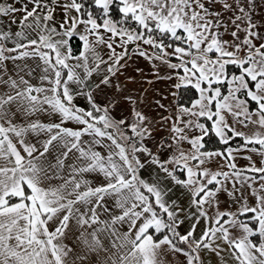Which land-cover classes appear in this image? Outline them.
Listing matches in <instances>:
<instances>
[{
	"label": "snow or ice",
	"instance_id": "obj_1",
	"mask_svg": "<svg viewBox=\"0 0 264 264\" xmlns=\"http://www.w3.org/2000/svg\"><path fill=\"white\" fill-rule=\"evenodd\" d=\"M255 7L256 0L0 4V16L19 25L16 31L0 27V264H93L90 257L95 264H165L164 246L183 254L186 264H204L202 250L223 261L217 240L228 245L235 264H264V195L253 189L254 206L242 197L237 211H220L216 196L224 181L234 177L235 188L249 178L236 168L233 148L207 151L204 142L210 134L224 145L241 137L244 150L252 145L264 156V132L246 135L224 115L243 127L264 128V24L255 22ZM17 13L23 15L17 19ZM77 37L82 43L74 52ZM129 44L169 70L162 76L153 65L138 96L115 82L128 68ZM101 45L108 49L106 59L97 50ZM135 71L143 76L142 69ZM94 73L98 83H88ZM161 80L169 82L168 95L153 105L143 84L156 92ZM184 92H194L188 104ZM77 96L87 99V109L74 103ZM119 108L126 115L117 119L112 113ZM37 113L58 122L28 119ZM157 130L169 138L153 143ZM29 135L45 138L37 147ZM70 153L76 159L66 165ZM217 156L229 161L231 176L204 167ZM250 170L264 180V167L253 163ZM185 197L187 208L181 206ZM205 205L215 209L212 216ZM189 216L195 222L181 234ZM200 219L208 224L197 239ZM73 228L85 252L66 243Z\"/></svg>",
	"mask_w": 264,
	"mask_h": 264
},
{
	"label": "crops",
	"instance_id": "obj_2",
	"mask_svg": "<svg viewBox=\"0 0 264 264\" xmlns=\"http://www.w3.org/2000/svg\"><path fill=\"white\" fill-rule=\"evenodd\" d=\"M25 2H26V0H19V2H17V0H0V4H14V6L17 8H19L21 6V4L25 3ZM219 7L220 6L217 5V8H219ZM29 8H31V5H29ZM22 15H23V13H17L16 14L17 19H19V17ZM253 16H254L255 22L257 24H264V0H256V7H255V11L253 13ZM61 19H62V12L58 8L56 11V20L59 21ZM11 20H12L11 16H0V27L4 28L5 30H7L9 28L13 31L19 30L18 23L12 24ZM262 31H264V29H262ZM75 39L78 40L77 42H79V44L81 45L82 42L79 41L78 37ZM9 46H12V45L9 44ZM74 47L75 46H73V51L78 52V51H75ZM144 47L149 52L153 51L148 46H144ZM128 48H129V52H130V56H131V59L128 62V68H127V70H125L123 72V74H120L118 76V79H115V78L114 79H115V82L117 84H121L123 86H126L130 95L138 96V95H141L140 89H141L143 77L151 78L153 75V65H157L160 67L162 76L166 75L169 70L166 67H164L163 65H161L159 61H151L147 57L139 56L138 53H135L133 51V49H134L133 44H129ZM97 50L99 51L101 56H103L105 59L107 58L108 49L106 47L101 45ZM117 51H120V49L117 48ZM25 62L30 64V65H33V62L31 60H27ZM121 63H123V61ZM8 67H9V70L11 71V68H12L11 63L8 64ZM137 68H140L143 70V76H141L140 73L135 71ZM38 73H39V69H37V74ZM82 75H83V73H82ZM130 75L136 77V81H137L136 83H130L128 81L127 77ZM32 83L36 84V83H38V81L36 79H33ZM88 83H98L97 74L94 73L93 76L91 77V80ZM72 87L75 89L76 86L73 85ZM143 87L149 89L148 96L154 105L155 99L159 98L161 95H163V96L168 95L169 82L164 81V80L157 81L155 84V87L158 89V91H156V92H153L152 91L153 86H150L148 84H143ZM112 95H113V91L109 90L107 93V99H111ZM104 99H105L104 95L101 94L99 96V100H104ZM162 102L166 103L167 101L162 100ZM74 103L76 105H78L79 107H83L85 109H87L89 107L87 99L84 96H77L76 99L74 100ZM252 107L254 108L255 106L252 105ZM112 114L114 117L119 119V118H122L126 115V111L124 108H119V109L113 110ZM152 115H157V112L154 109V107L152 110ZM164 115H170V113L165 112ZM28 119L29 120L39 119L43 122H52V121L58 122V117L49 116V114H47V113H37L36 115L29 117ZM19 121H20V117L18 116L16 118V120H14V122H19ZM65 126L73 127V128L77 127L75 122H68ZM256 127L259 128L256 125L251 126V130L254 131L256 129ZM247 132H249V131H247ZM229 135H231V133H229ZM44 138L45 137L43 135H41L39 138L32 136V135H29L28 140L32 143H37L38 139L42 140ZM168 138L169 137H168L167 131L161 132V131L157 130V132L154 134L153 143H155L161 139L167 140ZM83 139L88 140L89 137L85 136V137H83ZM243 144H244L243 138L236 137L235 139H233L232 141L229 142V145L216 144V145H218V147L212 148V149H207V151H225V149L227 147H231L234 149L233 156L235 157V160L233 162L235 163V165L237 163L247 162L248 164L254 163L256 167H264V163H262V161H264V156H261L258 152L251 151L250 149L253 147L252 145H248V150L235 151V149H237L238 147L243 149L242 148ZM37 147H39L38 143H37ZM183 147H185L187 149L190 146L185 144V145H183ZM255 147L259 148V145H256ZM98 150L104 151L103 149H98ZM53 155H55V153H53ZM246 157H251V161L249 159H247ZM75 159H76L75 154L70 153L68 160L65 162L66 165L72 163ZM228 163H229V161L227 159H225L224 157L217 156L214 159H211L208 162H206L204 167L211 169L213 172L220 171V170H222L221 172H229L230 176H231L232 173H231L230 168L228 167ZM236 168L238 170H240V169L246 170L244 172V175L246 177H248L249 179L245 180L243 183H241L240 181H236L235 188L233 187V179H235L234 177L232 179H228V180L224 181L223 188L221 189L220 192L217 193V196H216V200L219 203V210L220 211H229V212L237 211V209L240 207L241 203H243L242 197L247 200V203L249 206H254L256 204L257 197H256V195H253V189H256L258 191L259 195H264V192L259 191L260 185L264 184V180L260 179V177L262 175L261 173H256V172L251 171L250 166H247L246 163H241L240 165H236ZM141 175L147 177L148 172L147 171L142 172ZM88 178L92 179L93 184H96L98 182L93 176H89ZM209 187L214 188L215 185H210ZM180 191H182V190L177 191V193H176L177 196L179 195ZM230 193H234L235 200L233 199V195H230ZM173 198H175V197H173ZM189 199L190 198H188V197L183 198L181 200V206L187 208ZM109 206H111V201H109ZM205 208L208 211L209 216H212L214 214V210H215L214 208H209L207 205H205ZM191 211L195 212L196 210H195V208H192ZM104 218H105L104 216L101 217V219H104ZM181 218L182 219L184 218L183 213L181 214ZM225 219H227V218H225ZM241 219L246 220L247 216L241 217ZM194 222H195L194 219L191 216H189V218L185 219V222L182 225H180L178 231L181 234H185V232L190 228V226ZM207 224H208V222L206 220L200 219L199 223L196 226V231L194 233V235L197 239L200 237V235L202 234V232L205 229ZM233 231L235 232V230H233ZM236 234H238V233H236ZM78 235H79V231H77L76 229L73 228L72 231L68 233V238L66 240V243H68L70 246L76 248L77 251L85 252L86 250L83 249V246L82 245L78 246L76 243V237ZM217 243H220L221 246L225 249V251L221 253V256H223V261H221V259L219 257H217L215 253H210L207 250H202L201 251V257L204 260V264H235L234 260L231 257L230 252L227 250L228 245L223 244L219 240H217ZM162 255H163L165 264H186V257L183 254H180V253L173 254V253L167 252V246H164V249H162ZM90 260L93 262V264H95V257H90Z\"/></svg>",
	"mask_w": 264,
	"mask_h": 264
},
{
	"label": "trees",
	"instance_id": "obj_3",
	"mask_svg": "<svg viewBox=\"0 0 264 264\" xmlns=\"http://www.w3.org/2000/svg\"><path fill=\"white\" fill-rule=\"evenodd\" d=\"M113 15L114 16L118 15V13H117L115 8L113 9ZM77 41L78 40H76L74 38L73 42H72L73 46H75L74 47L75 51H78L79 46H80L79 42H77ZM192 98H194V92H184L183 96H182V101H183V103L188 104L189 100L192 99ZM204 142H205V150L218 147V145H216V144L222 145L220 143V141L217 139V137L215 135H213V134H210L208 137H206ZM248 215H251V214H248ZM177 243L179 244V242H177Z\"/></svg>",
	"mask_w": 264,
	"mask_h": 264
},
{
	"label": "rangeland",
	"instance_id": "obj_4",
	"mask_svg": "<svg viewBox=\"0 0 264 264\" xmlns=\"http://www.w3.org/2000/svg\"><path fill=\"white\" fill-rule=\"evenodd\" d=\"M224 115H225V117H226V119H227V122L230 124V125H234L235 126V128H236V130L237 131H240V132H243V133H245L246 135H252L254 132H256V131H260V132H264V128H257L256 127V129L254 130V131H252L251 130V126H254V125H252V124H249L247 127H243V126H241L240 124H238V123H234V118L231 116V115H229L227 112H225L224 113ZM253 119H255L254 117H253ZM247 131H249V132H247ZM242 151H245L244 149H242ZM241 163H246L247 164V166H250L251 164H253V163H251V164H248L247 162H241ZM241 163H237L236 165H240ZM244 165V164H243ZM220 171H222V170H220Z\"/></svg>",
	"mask_w": 264,
	"mask_h": 264
}]
</instances>
